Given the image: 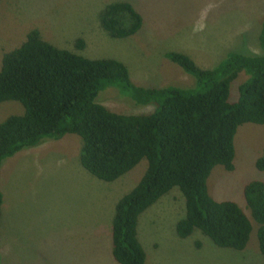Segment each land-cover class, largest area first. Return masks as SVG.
<instances>
[{"label": "rangeland", "instance_id": "obj_1", "mask_svg": "<svg viewBox=\"0 0 264 264\" xmlns=\"http://www.w3.org/2000/svg\"><path fill=\"white\" fill-rule=\"evenodd\" d=\"M115 2L130 4L140 15L142 24L134 35L110 39L100 30L98 12ZM263 17L264 0H1L0 57L36 29L56 48L89 60L122 63L136 87L191 89L194 79L163 55L183 53L201 69L213 68L229 52L258 55L256 36ZM78 39L84 43L81 50L74 47ZM245 79L239 74L229 85V102L236 100ZM94 102L123 115L153 111L152 105H135L115 88L102 90ZM22 112L18 103L2 102L0 122ZM263 144L264 125H240L233 136L232 170L215 166L206 180L213 200L235 203L250 220L245 248H217L198 231L178 239L174 224L184 215V202L172 188L137 218L144 264H261L256 225L242 187L249 181L264 182V171L254 168ZM79 150V138L64 135L42 139L1 163L0 264H116L110 254L113 206L136 185L146 162L106 183L80 167Z\"/></svg>", "mask_w": 264, "mask_h": 264}, {"label": "trees", "instance_id": "obj_2", "mask_svg": "<svg viewBox=\"0 0 264 264\" xmlns=\"http://www.w3.org/2000/svg\"><path fill=\"white\" fill-rule=\"evenodd\" d=\"M97 22L110 39L130 37L142 24L126 2L105 5ZM256 42L258 55L229 52L211 69L198 68L183 53L166 52L163 57L191 76L194 87L142 88L129 81L122 63L89 60L56 48L31 29L17 48L0 57V103L16 102L23 110L0 122V166L42 139L64 135L79 138L80 167L102 182L116 180L145 160L136 185L113 206L110 254L116 264H144L137 218L172 188L184 202V215L174 224L178 239L198 231L215 247L240 252L249 238L250 220L235 203L213 200L206 180L215 166L232 170L237 127L264 125V17ZM83 46L82 40L75 41L77 50ZM239 74L246 79L237 87L236 100L229 102V85ZM106 88H115L135 105H152L153 111L111 112L94 102ZM254 168L264 171V144ZM242 196L256 225L264 264V182H247Z\"/></svg>", "mask_w": 264, "mask_h": 264}, {"label": "crops", "instance_id": "obj_3", "mask_svg": "<svg viewBox=\"0 0 264 264\" xmlns=\"http://www.w3.org/2000/svg\"><path fill=\"white\" fill-rule=\"evenodd\" d=\"M4 196V195H3ZM2 203H3V205H2ZM1 205H2V207L4 208V200H3V197H2V202H1ZM4 209H2V212H1V215H0V219H2V228H1V232H2V236H3V238H2V240L4 241V234H3V231H4V223H3V221H4Z\"/></svg>", "mask_w": 264, "mask_h": 264}]
</instances>
